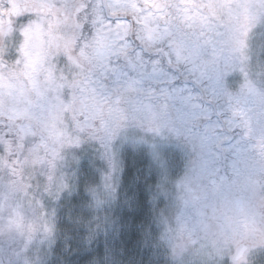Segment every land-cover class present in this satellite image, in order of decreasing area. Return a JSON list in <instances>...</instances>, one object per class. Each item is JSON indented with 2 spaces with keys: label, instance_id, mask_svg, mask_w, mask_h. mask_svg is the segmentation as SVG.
Returning a JSON list of instances; mask_svg holds the SVG:
<instances>
[{
  "label": "clouds",
  "instance_id": "1",
  "mask_svg": "<svg viewBox=\"0 0 264 264\" xmlns=\"http://www.w3.org/2000/svg\"><path fill=\"white\" fill-rule=\"evenodd\" d=\"M0 264H264V0H0Z\"/></svg>",
  "mask_w": 264,
  "mask_h": 264
}]
</instances>
